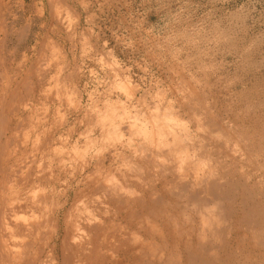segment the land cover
I'll return each mask as SVG.
<instances>
[{
  "label": "bare ground",
  "instance_id": "bare-ground-1",
  "mask_svg": "<svg viewBox=\"0 0 264 264\" xmlns=\"http://www.w3.org/2000/svg\"><path fill=\"white\" fill-rule=\"evenodd\" d=\"M25 5L0 3V264H264V45L251 69L253 103L242 91L222 108L212 82L205 95L191 77L170 101L149 102L138 84L128 89L131 79L100 95L94 69L79 63L93 34L77 10L39 0L44 24L26 47ZM111 57L109 76L121 71Z\"/></svg>",
  "mask_w": 264,
  "mask_h": 264
},
{
  "label": "rangeland",
  "instance_id": "rangeland-1",
  "mask_svg": "<svg viewBox=\"0 0 264 264\" xmlns=\"http://www.w3.org/2000/svg\"><path fill=\"white\" fill-rule=\"evenodd\" d=\"M7 1H10L12 3V5L13 4H20V2H21V0H0V3L2 5H4L5 3H7ZM68 1L74 7V9L77 10V12L80 15V25H81L80 28L82 27L81 29L83 31H85L89 27L88 30H90L93 34V37L91 39V42H92L91 45H90V43H88V41L86 42L85 45H84L85 42L83 43V45H84L83 49L84 48H86V49L83 50L84 54H82L83 57L80 58L79 63L81 66H83L85 72L87 70V67H89V68L92 67V69H94V72L96 74V75L94 74V76H95L96 80L94 79L93 85L97 89V94L102 95L104 92H107L108 90H110V87L114 86V85H115L114 87H111V91L114 92V90L116 89L115 93H117L116 91H117L118 87L121 85V82L129 81V82H126V84H127L133 80L130 84H128V89L132 90L135 88V87H133V85L136 86L138 84L136 87L140 88L141 93H143L144 90L145 91L147 90L148 91L147 93L150 94V96L148 94V96H149L148 101L149 100L151 101V99L153 97H156V96H159V99L161 100L162 95H164V99L167 98V100H169V98H170L169 96H171L170 93H175V90H174L175 88H176V90L177 89L179 90V87L183 81L184 82H190L189 79L191 77V79L193 80V82L191 81L192 83H194V81L196 83H197V81H199L198 82V85H199L198 91L200 92L201 91L200 89H202V93L205 95H207L209 93L210 88L208 90L206 86L211 81L212 83H210V84H211L212 88L210 91H211L212 95L214 93L212 98L215 97L218 99L217 101L220 100V106L221 107L225 106V105H229L230 104L229 100L232 101L233 98L235 97L236 93L238 92L240 94V93H242V91H243V93H249V97H247V100L244 98L243 99L244 101H246L247 103H250V102L253 103V101H255V99L253 98L254 92H252L250 90L251 89L250 87L254 82H256V77H257V75L254 74L255 73L254 64L256 62L255 60L257 57L256 56L257 44L261 43L262 45H264V0H122V1L121 0H106L105 3L103 2L102 4H99V3H101L103 0L102 1L101 0H91V1L90 0H86V1L83 0L84 3H82V0H68ZM110 1H112V2L114 1V2L112 3ZM88 2H91V3L88 4ZM25 3H26V5H25L26 7L24 8V12L20 13V14H23V17L19 19L18 27L24 28L26 25L29 26V29H28L29 39L26 41L27 44L25 46L26 47H28V46L32 47V43H31L32 38H33L34 34H37L38 30H40V28L43 27L44 22L41 19V12H40L41 7H39V0H34L33 6H31V4H28V0H25ZM121 4H123V6ZM34 5H36V7H34ZM101 10H102L103 14L100 13ZM91 14L93 15V18H91L92 17ZM234 14H235V16H234ZM237 14H239V15H237ZM237 16H239L240 18ZM241 16H243V17H241ZM225 22L227 24H230V25H227ZM65 23H66V21H65ZM67 24H68V22L66 23V25L64 24V26L67 27V29H68ZM82 24L85 26H82ZM94 25L97 27H95ZM211 25L213 27V30H212V27H210ZM108 29L110 31H113V32H110ZM177 31H178V33H177ZM216 31L222 32V35H221V32L219 33L221 35V36L219 35V37H223V39L218 37L220 39V41H218V38H217L218 35H216L218 33H216ZM93 32L96 34V37H95V34ZM201 32H202V34H201ZM105 33H106V36H105ZM214 33H216V34L212 35ZM223 33H224L225 37H224ZM101 34H103V35H101ZM99 35H101V36H99ZM112 35L113 36L115 35V36L112 37ZM214 36L216 37L215 40L217 43L215 41H213ZM230 36H231V39H229ZM227 37H229V38L227 39ZM124 38H125V41L127 43L124 41ZM198 38L201 40H198ZM114 39H116V40H114ZM203 39H204V41H203ZM240 39H241V41H240ZM256 39H258L259 42ZM178 40H180V41H178ZM207 40H209V41H207ZM221 40H223L222 42L224 44L221 42ZM133 41H135V42H133ZM199 41H202V43H200ZM227 41L230 44L228 43V45H227ZM251 41H252V43H251ZM28 42H30V45L28 44ZM103 42H105V43H103ZM123 42H125L124 45H123ZM214 42H215V44H214ZM218 42H220V43H218ZM248 42H250V43H248ZM95 43L98 45H96ZM102 43H103V45H102ZM128 43H129V46H128ZM194 43L195 44L197 43L196 46H194ZM253 43H255V44H253ZM115 44H118V45H116L117 47L114 46ZM130 44H132V45L130 46ZM135 44L137 45L138 48L136 47ZM139 44H140V46H139ZM231 44H233V45H231ZM92 45L95 47L93 48ZM100 45H102V46L100 47ZM197 45L199 47H197ZM246 45H249V46L253 45V47H251V46L247 47ZM103 46L106 48H104ZM107 46H109V47H107ZM225 46H227V47H225ZM259 46H261V45H259ZM130 47H131V49H130ZM140 47H141V49H140ZM135 48H136V50H135ZM242 48L244 49V51H248V50L253 51V52L248 51L250 53H247V55H248L247 58L248 57H250V58H248V59L244 58L243 59L244 56L241 54L243 51ZM247 48H248V50H247ZM143 49H144V51H141ZM263 49H264V46L262 47L261 50H263ZM104 50H106L107 54L108 53L111 54V56L114 58L112 60H115L116 62L118 61L117 65L119 63L118 66H119V70L121 69V71H117L116 74L113 73L112 74L113 76L112 75L109 76V74H111V73L108 71L109 69H108V65H107V61H106L107 59L105 58L106 52ZM233 50L235 53L237 52L236 55L233 52ZM218 51H220V52H218ZM238 51H240V53H238ZM102 52H103L104 56L102 55ZM104 52H105V54H104ZM146 52H148V54ZM204 52L206 53V55L204 54ZM47 53L50 54V50L49 51L47 50ZM116 53H117V55H116ZM149 53H150V55H149ZM199 53H200V55H201V53H203L204 55L202 54V57H201L199 55ZM207 54H208V56H207ZM252 54H253V56H252ZM90 55H91V59H90ZM197 55H199L200 58H199V56L197 57ZM53 56L54 55H52L51 60H50L52 62H54V60L56 61V59H57V56H56V58H55V56L53 58ZM99 56H100V58H99ZM151 56H152L153 60L156 59L155 60L156 62L154 61V63H152L153 61L150 58ZM240 56L243 60L241 58H239ZM86 57H87V59H86ZM155 57H157V58H155ZM195 57H197L198 59L197 58L195 59ZM94 58L96 61L94 60ZM98 58L100 59L101 63L99 62ZM149 58L151 60H149ZM208 58H209V60H208ZM251 58L253 61L250 60ZM104 59H106V60H104ZM126 59H127V61H126ZM124 60H125V62H124ZM128 60H129V62H128ZM180 60H182V62ZM91 61H95L96 63L95 62L92 63ZM104 61H106V62H104ZM179 61L181 62V64ZM242 62H245V63H242ZM90 63H92V64H90ZM103 63H106V64H104L105 67H104V65H102ZM196 63H198V65ZM205 63H207V64H205ZM236 63H237V65L238 64L239 65L237 66ZM240 63L243 65H241ZM126 64H127V66H125ZM154 64H156V65H154ZM208 64L212 65V67L210 69H209V67L211 65L209 66ZM244 64H246V67ZM85 65H86V67H85ZM137 65H139V67ZM157 65L159 67H157ZM199 65H200V68H199ZM98 66H100V67H98ZM174 66H175V68H174ZM176 66H178L179 68ZM201 66L204 67L205 69L207 67L206 71L204 69H201L202 68ZM128 67H129V69H128ZM137 67L141 68L140 70H142V69H144V70L140 71ZM191 67H195V68L191 69ZM239 67H241V70L244 73L240 71ZM243 67H245V68H243ZM102 68H103V70H102ZM123 68H125V69H123ZM171 68H173V69H171ZM182 68L184 71L182 70ZM235 68H236V70H235ZM169 69H171V70H169ZM186 69H187V71H185ZM193 69H194V72H192ZM251 69L254 73L251 71ZM173 70H176L178 73L176 71L173 73ZM207 70H208V72H207ZM248 70L251 72H248ZM130 71H132V72H130ZM134 71H135V73H134ZM168 71H170V72H168ZM199 71H202L203 74H201ZM235 71L237 73H232ZM125 72H126V74H125ZM187 72H188V74H187ZM117 73H120V75ZM213 73L215 74V76ZM245 73H247V75H245ZM123 74L126 76V79L125 78L123 79V77H125V76H123ZM139 74H141V75H139ZM179 74L181 75L182 78L180 77ZM209 74H210V76H208ZM252 74L254 76H252ZM187 75H190V76H188L189 78L187 77ZM192 75H193V77H192ZM198 75H200V76H198ZM202 75H203V77H202ZM204 75H206L205 78H208V79L205 80ZM218 75L219 76L221 75V76L218 77ZM127 76H130L131 78L127 77ZM134 76H136L137 78ZM132 77H134V78H132ZM200 77H202V78H200ZM215 77L221 83L218 82V84H217V82H216L217 80ZM235 77H239V78H236V80L238 79V81H236L234 79ZM102 78H104V79H102ZM128 78H129V80H128ZM142 78H144V79H142ZM171 78H173V79H171ZM195 78H196V80H194ZM198 78H199V80H198ZM220 78H221V80H220ZM113 79H115V81L117 83L115 81H113ZM130 79H131V81H130ZM201 79L204 82L202 81V83H201V81H200ZM228 79L229 80L234 79V80L231 81L232 83L230 84L229 83L230 81H228ZM241 79H242V81H241ZM208 80H210V81L208 82ZM108 81H110L111 83L110 82L108 83ZM213 81H215V83ZM226 81H228L227 84H226ZM119 82H120V84H119ZM136 82H138V83H136ZM169 82H170V84H169ZM222 82H223V84H222ZM251 82H252V84H251ZM199 83H201V84H199ZM204 83L205 84L207 83L206 86L204 85ZM108 84H112V85H108ZM174 84H175V86H174ZM212 84L216 88L213 87ZM232 84H233V86H231ZM107 85H108V87H107ZM152 86H154V87H152ZM202 86L205 89H203ZM223 87L227 88V90L225 88L223 90ZM213 88H215V89H213ZM234 88H235L236 92H234ZM168 89L170 91L172 89L173 90H172V92H170ZM218 89L221 90V92H223V93L219 92ZM158 90L159 91L161 90V92L163 90V92L161 93ZM206 90H208V91H206ZM232 90H233V92H232ZM224 91H228V92L224 93ZM231 92H232V95H230ZM156 93H157V95H156ZM220 93H221V96L223 94L224 97L223 96L221 97ZM118 94H119V92H118ZM227 94H229V96H231V97L228 98L229 96ZM160 95H161V97H160ZM233 95H234V97H233ZM221 98L222 99L224 98L226 100L223 101ZM243 100L241 101V103L243 104V109H244V107L246 106L245 104H247V103L244 102ZM221 103H223V104H221ZM147 104H148V102H147ZM145 105H146V103L143 105V107H142L143 109H147L145 107H147L149 104L146 106ZM36 108L38 110L40 109L39 106H37Z\"/></svg>",
  "mask_w": 264,
  "mask_h": 264
}]
</instances>
